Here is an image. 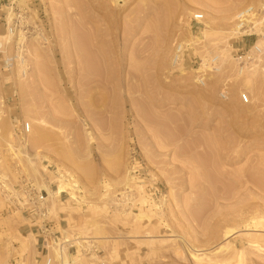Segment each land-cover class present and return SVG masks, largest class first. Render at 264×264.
<instances>
[{
    "label": "rangeland",
    "instance_id": "obj_1",
    "mask_svg": "<svg viewBox=\"0 0 264 264\" xmlns=\"http://www.w3.org/2000/svg\"><path fill=\"white\" fill-rule=\"evenodd\" d=\"M19 1L46 32L21 77L0 26V264H43L42 221L74 239L75 264H264V35L244 72L231 58L233 17L258 0ZM210 54L199 85L189 59ZM22 180L50 191L43 217L4 196Z\"/></svg>",
    "mask_w": 264,
    "mask_h": 264
},
{
    "label": "built area",
    "instance_id": "obj_2",
    "mask_svg": "<svg viewBox=\"0 0 264 264\" xmlns=\"http://www.w3.org/2000/svg\"><path fill=\"white\" fill-rule=\"evenodd\" d=\"M3 2V3H2ZM35 12V13H34ZM32 13L36 14L37 18L32 17ZM41 14L40 6L33 4L32 1L23 5L19 0H0V26L6 34L13 38V59L20 66V76L26 77L28 73L27 61L25 58L24 43L33 37L45 40V22L39 16ZM264 0H258V4L246 5L240 8L233 17L234 34H237L238 40L232 43L231 58L235 64L238 73L248 69L263 52V47L257 43V36L264 35ZM203 19L202 13H195L191 17V21L200 22ZM15 38V40H14ZM245 39H247L245 41ZM248 41V43H247ZM188 47L184 42H177L174 47V63L182 64ZM189 51V50H188ZM190 65L194 68L195 82L199 85H204L208 74L219 70V56L210 54L205 59L197 60L189 59ZM196 66V68H195ZM220 97L226 99L228 97L227 88L220 90ZM240 98L246 102L248 100L246 93H241ZM13 99H11L12 103ZM21 132L25 135L29 132V123L23 122L20 125ZM59 175L69 177L65 172H59ZM55 190L57 185L53 184ZM51 189V188H50ZM17 192L7 191L2 192L7 199L13 203L20 211L26 213L33 219L43 217L46 212V200L48 192L46 189H37L29 181L22 180L17 185ZM68 197L70 194L67 190L59 193V198ZM66 201V199H65ZM36 243L40 249V255L43 258V264L57 263L56 254L63 255V251L67 253L71 249L76 251V246L72 238L66 236L56 229L54 222L42 221L36 224ZM63 264H75L71 258H66ZM98 264H110L107 260H99Z\"/></svg>",
    "mask_w": 264,
    "mask_h": 264
},
{
    "label": "bare ground",
    "instance_id": "obj_3",
    "mask_svg": "<svg viewBox=\"0 0 264 264\" xmlns=\"http://www.w3.org/2000/svg\"><path fill=\"white\" fill-rule=\"evenodd\" d=\"M257 41H258V39H257ZM259 44H260V42H259ZM97 57V56H96ZM100 59V58H99ZM91 60V59H90ZM95 60V59H94ZM91 62V61H90ZM173 62H174V59H173ZM37 64V63H36ZM95 64V63H94ZM90 65V64H89ZM91 66V65H90ZM99 69V68H98ZM100 71V70H99ZM98 71V72H99ZM102 71V70H101ZM95 74V73H94ZM101 79V78H100ZM199 172V171H198ZM65 179V178H64ZM59 181H60V184L58 185V189H57V192L58 193H60L61 192V190H63L64 189V187H65V185H68V186H70V188L71 189H74V187L76 188V189H78L75 185L76 184H73V182L71 183V182H64L63 180H62V178H61V180L59 179ZM75 183V182H74ZM44 187V186H43ZM46 189V188H45ZM60 191V192H59ZM47 192L48 193H50V191L49 190H47ZM73 191H69V193L72 195L73 193H72ZM74 195H72V197H73ZM141 216L143 217V215H138V216H136L137 218H141ZM231 230H226V233H229ZM95 238H98V236L97 237H95ZM99 238H100V236H99ZM74 240V239H73ZM241 251V250H240ZM240 254V253H239ZM240 256V255H239ZM68 256L66 255V251H63V255H61V254H56L55 255V258L57 259V264H63L64 263V261L66 260V258H67ZM74 261V260H73Z\"/></svg>",
    "mask_w": 264,
    "mask_h": 264
}]
</instances>
